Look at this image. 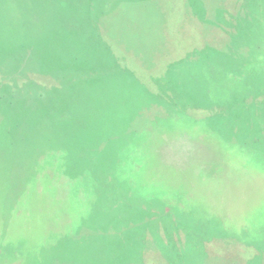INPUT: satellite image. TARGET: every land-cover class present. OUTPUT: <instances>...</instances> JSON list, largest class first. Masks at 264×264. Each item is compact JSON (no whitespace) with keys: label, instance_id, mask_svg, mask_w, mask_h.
I'll list each match as a JSON object with an SVG mask.
<instances>
[{"label":"rangeland","instance_id":"1","mask_svg":"<svg viewBox=\"0 0 264 264\" xmlns=\"http://www.w3.org/2000/svg\"><path fill=\"white\" fill-rule=\"evenodd\" d=\"M30 1L0 4V64L82 78L0 100V264H264V0Z\"/></svg>","mask_w":264,"mask_h":264},{"label":"trees","instance_id":"2","mask_svg":"<svg viewBox=\"0 0 264 264\" xmlns=\"http://www.w3.org/2000/svg\"><path fill=\"white\" fill-rule=\"evenodd\" d=\"M1 1V0H0ZM5 0H2L1 3H3ZM8 3L7 4H12L14 3L15 0H6ZM173 2H175V0H170V3L173 4ZM0 3V4H1ZM7 4L0 6V7H5L7 6ZM34 2L33 0L30 1V6H29V12L32 13V10L34 8L33 6ZM21 8V7H19ZM32 9V10H31ZM42 18H44V21H46L45 18V13H43ZM42 21V22H44ZM41 22V23H42ZM36 24H40V22H37ZM2 27V24L0 25ZM33 48V47H32ZM35 48V47H34ZM36 49V48H35ZM35 49H29L27 51H20V53L18 52H12V54H9L8 57H12L11 59H9L7 62H2L0 64V100L1 101H10L12 103L13 100L17 101H23L25 103H28L29 106L32 105V103H37V101H43L46 104L48 103V101L51 98V93H53L54 91H46L45 92V86L46 84H44L45 82H42L38 79H41L39 74H43V71H39L38 69H32V67L29 65V59H27L28 57H30V55H34L37 50ZM23 60V61H22ZM42 60V57H41ZM18 61H22V63L20 64V62ZM14 62V63H13ZM17 62L19 64V66L17 67ZM36 71H38L39 74L36 73ZM68 72H71L69 74L66 73H57V75H55V77L57 79H59V81L65 82V85L62 86L63 91L65 92H60L57 88H54V90L57 92L54 94L55 95H59L61 93H64L65 95H69V92H71L72 90L69 89V87L72 85V82L76 79L82 78V75L75 73L73 70H68ZM54 76V75H53ZM163 79H165L163 77ZM160 81V78H154V81L152 82V80H149L148 83L153 87V93L155 95V97L157 99L162 98V100L164 101V104L168 107H173L175 109H177V111H179V109H184L185 107L188 108V104H184L182 105L181 101H179L176 98H172L169 96L168 91L164 92V87H167L166 82L167 81ZM158 83V84H157ZM43 84L41 87L42 89L38 88L36 85H41ZM169 86V85H168ZM35 89V92L32 93L31 92V88ZM172 88V87H171ZM53 90V89H52ZM37 105V104H36ZM118 190L117 188L115 189H111L110 193H109V203L111 204V202H114V200H116L119 197V194L117 193ZM119 192H121V190H118ZM125 199V198H124ZM121 206V210L126 209L125 211H118L119 216L120 214H122V216L120 218H117L119 221H126V217L127 219H129V216L132 215L137 209H139L138 207H134V205L131 203V201H127L126 200V204H125V200L124 203L120 205ZM157 216V215H156ZM125 219V220H124ZM159 221L160 220L159 218ZM157 226V233H156V229L153 228L151 229L152 231H139V235L133 234V237L136 239L135 241L138 243L139 241L144 242L145 238H147L146 234L147 233H154L156 234V238L162 236V232L164 231L160 225V222L156 223ZM167 231H169V229L167 228ZM183 233V232H182ZM186 234V233H185ZM184 234V235H185ZM170 237V240L172 241V238H174L175 240H181V230H175L174 232H172V234H168ZM186 240L188 238H190V240L192 239L191 235L186 234L185 235ZM182 241V240H181ZM139 246V244L137 245ZM198 251V250H197ZM196 250L194 252H197ZM140 255V254H139ZM143 252H142V256H143ZM141 258V255H140ZM264 262V261H263Z\"/></svg>","mask_w":264,"mask_h":264}]
</instances>
